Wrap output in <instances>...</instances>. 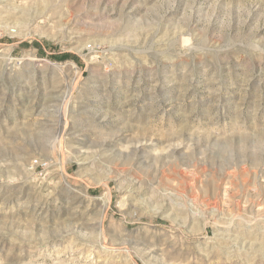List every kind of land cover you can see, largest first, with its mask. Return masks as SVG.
Listing matches in <instances>:
<instances>
[{
	"label": "rangeland",
	"instance_id": "374dc122",
	"mask_svg": "<svg viewBox=\"0 0 264 264\" xmlns=\"http://www.w3.org/2000/svg\"><path fill=\"white\" fill-rule=\"evenodd\" d=\"M0 264H264V0H0Z\"/></svg>",
	"mask_w": 264,
	"mask_h": 264
},
{
	"label": "built area",
	"instance_id": "2783aa9c",
	"mask_svg": "<svg viewBox=\"0 0 264 264\" xmlns=\"http://www.w3.org/2000/svg\"><path fill=\"white\" fill-rule=\"evenodd\" d=\"M15 30L13 29V32H14ZM38 165L39 166H42V167H46L47 166V162L45 161V162H42V161H39L38 162Z\"/></svg>",
	"mask_w": 264,
	"mask_h": 264
},
{
	"label": "bare ground",
	"instance_id": "6f19581e",
	"mask_svg": "<svg viewBox=\"0 0 264 264\" xmlns=\"http://www.w3.org/2000/svg\"><path fill=\"white\" fill-rule=\"evenodd\" d=\"M92 58V57H91ZM94 59V58H93Z\"/></svg>",
	"mask_w": 264,
	"mask_h": 264
}]
</instances>
